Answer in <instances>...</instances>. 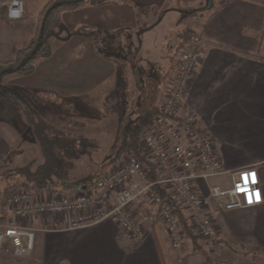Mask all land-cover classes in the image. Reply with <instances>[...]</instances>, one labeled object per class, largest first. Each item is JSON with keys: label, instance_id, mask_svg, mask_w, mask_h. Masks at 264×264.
<instances>
[{"label": "crops", "instance_id": "1", "mask_svg": "<svg viewBox=\"0 0 264 264\" xmlns=\"http://www.w3.org/2000/svg\"><path fill=\"white\" fill-rule=\"evenodd\" d=\"M22 1L24 16L0 23V28L4 25L10 29L9 37L0 39L7 43L0 48V60L12 59L16 50L36 34L40 10L50 0ZM174 2L87 0L79 6L67 5L60 14L57 30L60 43L41 62L49 71V60L57 50L61 51L63 58L67 56V73L62 71L63 65L54 63L52 72L42 75L40 90L53 89L46 83L55 80L59 95L70 98L69 87L85 89L91 94L89 101L90 97L93 99L92 91L98 88L121 91L127 83L126 91H142L134 95L138 105L129 102V119L136 121L148 107L161 101L166 86L161 98L152 102L155 87L166 82L185 40L176 34L161 45L165 39L157 33L158 17L175 9ZM203 12L193 26L186 28L192 30L189 35L201 36L203 49L182 103L195 111L201 129L212 135L216 154L229 173L207 183L199 181V192L206 195L208 184L228 185L231 172L252 167L257 171L262 202L227 211L212 206L211 215L218 227L215 242L186 237L181 248L172 246L157 206L145 196L132 204L146 229L144 239L137 243L124 238L111 219L69 227L63 215H35L27 220L28 228L34 232L33 247L21 256L1 251L0 264H264V61L253 56L264 50V6L251 0H217ZM246 29L263 31L262 38L246 33ZM116 40L128 49L132 47L131 55L117 56L99 49L100 44L107 48ZM162 47L166 49L162 51ZM131 56L133 59L129 60ZM139 65L143 66L144 87L136 77ZM112 72H117V78L108 83L104 77ZM64 81L68 86L60 85ZM6 86L11 92L10 84ZM118 100L122 101L121 95ZM74 106L69 111L73 112ZM121 108L122 104H117L116 110ZM50 190L48 187L44 191Z\"/></svg>", "mask_w": 264, "mask_h": 264}, {"label": "built area", "instance_id": "2", "mask_svg": "<svg viewBox=\"0 0 264 264\" xmlns=\"http://www.w3.org/2000/svg\"><path fill=\"white\" fill-rule=\"evenodd\" d=\"M24 12L22 0H0V17L16 20ZM202 49L200 35L192 34L184 40L167 76L153 128L141 132L139 149L142 157L154 165V172L137 155L127 152L88 188L55 195L13 190L7 198L5 215L0 204V252L24 255L33 247L34 232L15 220L46 214L65 216L69 227L111 219L124 238L137 243L146 235L132 209L141 196L157 206L159 220L174 248L183 247L187 237L179 211L185 214L191 233L214 243L218 227L211 215L212 206L227 211L262 202L259 178L252 167L231 172L228 185L208 184L206 195L199 192V181L207 183L229 173L216 154L212 135L201 129L195 111L182 103ZM156 187L167 194L160 195Z\"/></svg>", "mask_w": 264, "mask_h": 264}, {"label": "rangeland", "instance_id": "3", "mask_svg": "<svg viewBox=\"0 0 264 264\" xmlns=\"http://www.w3.org/2000/svg\"><path fill=\"white\" fill-rule=\"evenodd\" d=\"M174 1L175 9L168 11L156 27L158 35L162 36L163 40L165 39L161 45L167 44L172 35L178 34L177 37H182L186 28L193 26V21H198V17L204 14L203 11L195 9L203 7L205 0ZM216 1L213 0V4H216ZM180 8H185L188 13L182 12ZM10 21L3 20L0 23ZM57 30L58 28L55 30L57 36L54 48L56 44L60 43L57 40ZM9 34L10 29L2 25L0 39L9 37ZM17 42L15 44H20ZM6 45L7 43L0 42V48L1 46L6 47ZM99 49L107 54L117 56H122L123 53L129 56L131 51H134L132 47L128 49L113 42H110L107 48L100 44ZM163 49L166 48L162 47V51H164ZM15 55L12 59L4 58L0 61L13 60ZM54 55L48 62L49 71L44 70L45 63L43 66L41 65L44 58L35 64L31 73L20 76L8 75L0 81L1 91L8 93L9 90L6 86L8 83L12 92L9 91L8 99L0 98V191L10 184H32L37 181L58 185L60 188L61 186L57 184L60 181L74 182L92 176L96 172L107 173L120 158L125 156L123 151H119L125 133L139 127L138 122L129 119L130 110H132L129 102L138 105L139 102H135L134 95H140L142 91L140 89L126 91L125 84L127 85V83L124 84V89L121 91L115 89L111 92L98 88L92 91L93 99L90 97L89 101L87 99L91 94L85 89L75 90L69 87L70 91H68L72 94L70 98L59 95L57 92L60 90H56L54 86L57 84L55 80H49L46 83V86L53 89L40 90L42 75L46 71L52 72L54 63L63 65L62 71L64 74L67 73V56L63 58L61 51L58 50ZM132 57L129 60H132ZM174 57L175 54L171 56V58ZM137 61L138 59L135 60L134 67L137 65ZM131 62L133 63V61ZM166 62L167 59L164 64ZM141 64L144 65V59ZM142 65L138 66L136 77L141 79V86L144 87ZM4 70L3 72L7 71ZM118 70L121 71V67L118 66ZM116 78L117 72L108 73L104 77L108 83H112V80ZM60 85L68 86L67 81ZM165 86L166 82L163 81L155 87L152 102L161 98ZM149 89L150 87H147L146 91L148 92ZM113 95L117 97L113 98ZM119 95L122 96L120 102ZM67 104L75 105L73 112L69 111ZM117 104H122L124 110L121 108L117 111ZM127 135L128 133L125 137ZM57 192L44 191L40 188L39 194L53 193L55 195ZM31 193L38 194L36 191ZM28 219H16L15 222L28 227Z\"/></svg>", "mask_w": 264, "mask_h": 264}, {"label": "trees", "instance_id": "4", "mask_svg": "<svg viewBox=\"0 0 264 264\" xmlns=\"http://www.w3.org/2000/svg\"><path fill=\"white\" fill-rule=\"evenodd\" d=\"M87 0H52L48 1L44 6L43 10L39 13V25L36 34L27 42V44L21 48H18L15 52V58L13 60L8 61H0V81H2L8 75H26L31 73L34 70L35 64L44 58H48L51 56L54 48V41L56 39V29L60 24V14L61 12L67 7V5L79 6L86 2ZM253 2L259 3L264 6V0H251ZM53 4L54 7L50 8ZM24 16V15H23ZM22 16V17H23ZM21 17V18H22ZM44 20L43 27H41L42 21ZM9 20L4 17H0V21ZM190 30H185L182 33V37H185V40L190 36ZM262 32L258 30H251L246 29V33L261 39ZM254 58L263 60L264 61V50H260L258 53L253 55ZM25 61L23 65L21 62ZM5 68H8L6 72H3ZM7 93L0 90V98L5 100ZM9 96V95H8ZM7 98V97H6ZM158 112V104L152 105L148 107L137 119L139 127L131 132H126L128 135L125 137V133L123 137V141L121 142V147L119 146V151H123V154L127 152H132L137 155L142 161L145 162V165L149 166L151 171L154 172V165L145 160L141 155V150L139 149V141L141 132L145 129H152L153 128V119ZM102 175V172H96V174L92 176L85 177L82 180L74 181L70 183V181H60L59 184L61 187L58 188V185H52L51 183H42V182H33L32 184L29 183H21L18 185L10 184L4 187L3 190L0 191V204L3 208V214L5 215L7 212V198L11 195L13 190L15 189H23L28 192L33 191H40L41 190H48V187L51 188V191L59 192L63 194H68L69 192L73 193L77 186L85 185L86 188L90 187L96 179H98ZM72 188V190H70ZM155 190L162 196H165L167 192L160 188H155ZM30 192V193H31ZM179 219L181 221L182 228L185 232L187 237L194 238L195 241L198 239H206L201 235H196L191 233L188 228L187 218L185 214L179 211ZM4 218V216H3ZM2 218V219H3Z\"/></svg>", "mask_w": 264, "mask_h": 264}, {"label": "water", "instance_id": "5", "mask_svg": "<svg viewBox=\"0 0 264 264\" xmlns=\"http://www.w3.org/2000/svg\"><path fill=\"white\" fill-rule=\"evenodd\" d=\"M54 6H55V4H53L50 8H52ZM212 7H213V0H205V5L203 7H198L195 10H197V11H206V10H210ZM181 11L184 12V13H188V11H186V10H181ZM44 20L42 21L41 27H43ZM160 20H161V15L158 17V20H157L156 23H158ZM115 43H119V42L116 40ZM119 45L122 46L120 43H119ZM24 63H25V61H22L21 65H23ZM6 70H8V69H5L4 71H6ZM67 108L69 110H73V105L69 104V105H67ZM70 183H73V182H70ZM85 188H86L85 185L77 186L74 190H81V189H85Z\"/></svg>", "mask_w": 264, "mask_h": 264}, {"label": "flooded vegetation", "instance_id": "6", "mask_svg": "<svg viewBox=\"0 0 264 264\" xmlns=\"http://www.w3.org/2000/svg\"><path fill=\"white\" fill-rule=\"evenodd\" d=\"M68 105V104H67Z\"/></svg>", "mask_w": 264, "mask_h": 264}]
</instances>
